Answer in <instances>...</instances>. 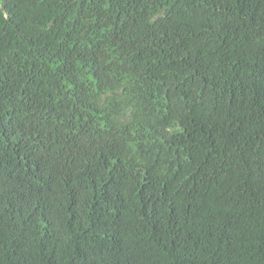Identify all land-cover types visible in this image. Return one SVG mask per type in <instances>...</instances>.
I'll return each instance as SVG.
<instances>
[{"label":"trees","instance_id":"trees-1","mask_svg":"<svg viewBox=\"0 0 264 264\" xmlns=\"http://www.w3.org/2000/svg\"><path fill=\"white\" fill-rule=\"evenodd\" d=\"M0 264H264V0H0Z\"/></svg>","mask_w":264,"mask_h":264}]
</instances>
